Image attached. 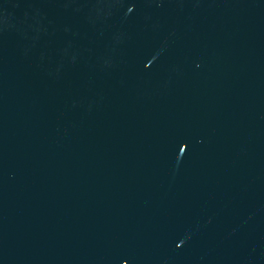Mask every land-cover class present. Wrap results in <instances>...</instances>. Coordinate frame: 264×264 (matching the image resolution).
Wrapping results in <instances>:
<instances>
[{"label":"water","instance_id":"1","mask_svg":"<svg viewBox=\"0 0 264 264\" xmlns=\"http://www.w3.org/2000/svg\"><path fill=\"white\" fill-rule=\"evenodd\" d=\"M0 264H264V0H0Z\"/></svg>","mask_w":264,"mask_h":264}]
</instances>
